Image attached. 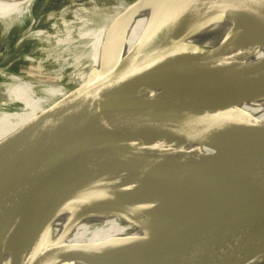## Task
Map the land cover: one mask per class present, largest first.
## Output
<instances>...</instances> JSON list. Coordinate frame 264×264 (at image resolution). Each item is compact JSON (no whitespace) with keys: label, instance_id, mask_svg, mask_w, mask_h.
I'll return each mask as SVG.
<instances>
[{"label":"water","instance_id":"water-1","mask_svg":"<svg viewBox=\"0 0 264 264\" xmlns=\"http://www.w3.org/2000/svg\"><path fill=\"white\" fill-rule=\"evenodd\" d=\"M145 1L134 0L135 12ZM253 9L264 13V0H168L124 59L66 91L0 146V264L7 237L45 182L82 183L120 147L151 178L187 187L196 177L234 201L217 218L179 226L140 264H243L264 251V239L248 237L264 224V121L238 106L242 94L264 99V61L245 65L235 54L188 48L179 39L201 19ZM247 35L261 40L245 29L232 35L230 45ZM113 48L103 44L98 54ZM140 127L198 139L222 155L192 152L168 161L153 153ZM27 229L36 232L37 226ZM78 250L58 253L57 261ZM37 257L18 264H34Z\"/></svg>","mask_w":264,"mask_h":264},{"label":"bare ground","instance_id":"bare-ground-1","mask_svg":"<svg viewBox=\"0 0 264 264\" xmlns=\"http://www.w3.org/2000/svg\"><path fill=\"white\" fill-rule=\"evenodd\" d=\"M167 1L146 0L136 12L133 2H119L108 12L83 9L82 13L80 9L83 16L75 11L77 21L62 23L63 31H58L55 24L50 26L58 34L52 38L47 31L31 32L37 20L31 9L37 1L0 0V36L5 37L12 28L27 22L19 42L40 37L49 42L52 38L53 48L46 57L51 55L55 63L74 68V79L80 84L113 60L124 59L145 31L151 15ZM48 2L42 0L38 11ZM63 15L60 12L61 19ZM245 29L257 31L260 42L247 35L231 46L232 35ZM179 39L188 48L235 54L245 65L259 63L264 61V13L253 9L201 19L183 30ZM103 44H113L116 48L98 54ZM251 50L257 52L249 55ZM66 56L70 62L63 58ZM0 77L7 79L0 86V146L67 94L60 86L38 87L37 91L31 82L2 71ZM13 105L17 107L2 110ZM238 106L264 121V99H248L242 94ZM138 129L153 153L168 161L192 152L222 155L195 138L177 137L153 128ZM43 187L30 197L16 225L18 237L11 264H18L31 254L38 256L34 264H140L156 247L167 243L179 226L194 218H217L234 204L220 190L196 177L187 187L151 178L123 147L114 160L84 182L66 186L50 180ZM32 224L37 226V231L30 233L27 225ZM248 237L263 240L264 224L252 227ZM73 249L79 250L58 257L61 262L57 261L58 253ZM243 264H264V251Z\"/></svg>","mask_w":264,"mask_h":264},{"label":"rangeland","instance_id":"rangeland-1","mask_svg":"<svg viewBox=\"0 0 264 264\" xmlns=\"http://www.w3.org/2000/svg\"><path fill=\"white\" fill-rule=\"evenodd\" d=\"M36 1L38 3H35L33 9H31V14L34 18H37V20L31 32H36L38 30L47 31L48 35L52 38L56 35V31H52L50 26L55 24L58 31H63L62 23H73L77 21L73 15L75 11L79 12V10L82 9L83 13V9H85L84 11H93V9H97L100 12H108L112 7L119 4V2L134 3V0H49L43 10L39 12L37 6L42 0H35V2ZM60 12H64L63 19L59 16ZM79 14L82 15L80 12ZM24 24V26L12 28L5 37L0 36V71L5 75H16L31 82L37 91L39 88H44L46 86H60L65 89V91H69L76 87L77 83L76 78L74 79L76 75L74 74V68L64 65V63H55L51 55L46 57L47 53L53 48L52 44H54V42L51 37L52 41L49 40V42H45L46 40L43 39V37L39 39H26L19 42V38L27 29V22ZM72 26L75 25L72 24ZM56 36H58V34ZM63 58L69 61L67 56ZM57 71H60L58 75L55 74ZM6 82V78L0 77V86ZM1 89L2 87H0V91ZM16 107L17 106L14 105L8 106L2 110H11ZM17 232L18 227H15L7 237L4 246L5 264L12 263V255L15 251V242L18 237Z\"/></svg>","mask_w":264,"mask_h":264}]
</instances>
